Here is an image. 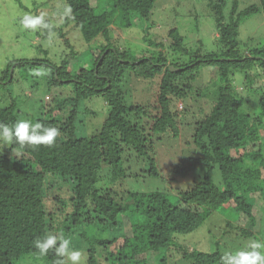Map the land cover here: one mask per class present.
<instances>
[{
    "label": "trees",
    "instance_id": "1",
    "mask_svg": "<svg viewBox=\"0 0 264 264\" xmlns=\"http://www.w3.org/2000/svg\"><path fill=\"white\" fill-rule=\"evenodd\" d=\"M206 1L218 30V47L205 53L200 47L187 48L175 27L168 30L166 46L162 40H148L159 46L156 50L134 52L114 45L108 35L110 26L131 27L132 17L149 23L156 0L51 4L50 11L62 9L63 18L54 15L58 23L70 21L80 30L92 58L90 66L74 70L65 60L58 66L47 64L46 83L66 86L68 96L61 99L58 94L46 106L40 104L38 117L31 121L60 130L54 146L13 144L0 150V264H29L32 254L42 256L34 241L49 233H62L77 245L71 248L81 245L87 264H168L171 249L190 264H221L220 251L183 249L175 239V234L194 231L216 212L235 216L234 222L225 218L228 234L257 237L253 231L257 222L262 234L264 219L257 201L264 200V87L250 110L232 82L235 72L246 79L253 67L262 70L264 77V45L241 47L237 31L243 18L264 14V0L241 9L237 0ZM148 28L147 24L141 27L144 37ZM51 29L52 25L43 30ZM64 43L69 46L67 39ZM35 63L11 61L0 83L13 81V69ZM208 66L219 84L210 112L194 124L192 145L198 154L172 169L170 178L186 179V185L166 188L153 157L149 120L139 124L131 122L129 115L139 111L142 116L135 115L147 118L154 109L157 114L151 116L150 130L177 136L171 98L185 97L191 89L189 81ZM134 78L158 80L153 104L123 101L124 87ZM92 97L103 98L109 110L97 132L88 134L87 117L94 110L85 101ZM18 109L14 101L0 107V123L12 125L19 119ZM142 176L161 182L162 187L133 190L132 184ZM101 182L105 187H99ZM119 216L127 220L128 233ZM111 231L123 236L117 249L111 247L115 244ZM42 257L46 264L60 259L54 252Z\"/></svg>",
    "mask_w": 264,
    "mask_h": 264
},
{
    "label": "rangeland",
    "instance_id": "2",
    "mask_svg": "<svg viewBox=\"0 0 264 264\" xmlns=\"http://www.w3.org/2000/svg\"><path fill=\"white\" fill-rule=\"evenodd\" d=\"M57 2L58 0H0V78L7 69L8 64L13 60L26 59L30 62H36L30 67L21 66L13 69L10 66L8 71L12 72L13 69V81L11 83L5 82L6 84L0 83V107L14 101L17 109L19 107V119H30L31 121L38 117L40 104L46 106L52 97L58 94L61 99L68 96L66 86L50 87L46 83L49 73L47 64L58 66L62 60H65L69 68L74 70L83 66H90L91 63L90 46L84 41L80 30L70 21L68 23H58L55 20L54 15H56V12L63 18L61 8H54L55 10L52 8L53 11H50L51 7L56 6ZM237 2L239 9H241L250 4L258 3L259 0H237ZM206 4V0H156L148 19L149 23H143L138 17H132L133 25L131 27L118 28L116 25H111L108 35L114 40L113 43L118 48L124 47L134 52L146 48L156 50L159 46L154 43L150 44L148 40H162L166 46L170 41L167 36L168 30L175 27L183 35L187 48L192 50L200 47L201 53L210 52L218 47V30L215 26L214 17ZM102 7H104V4H102ZM228 7H231V2H229ZM227 10L226 15L228 14ZM25 14L42 15L44 19L48 18L53 29L47 31V33L43 29L38 31L24 29L20 20ZM144 24L149 26L147 37L143 36V29H141ZM58 29L63 32V37L59 36ZM237 31L241 47L264 45V14L258 12L250 17L243 18ZM142 36L144 39H142ZM64 39H67L69 46L64 43ZM70 52H73V54H69ZM171 55L175 56L177 52H172ZM36 72L44 74L35 75ZM261 72L262 70L253 67L249 70L246 79L241 72H235L233 76L232 84L238 94L246 98V106L250 110H252L253 101L257 100L260 94V87H264V77ZM218 84L219 81L211 66L204 67L193 80L189 81L191 89L187 90L185 97L171 98V111L175 116L179 129L177 136H173L169 132L164 135H157L150 130L153 120L151 116L157 114L154 109L151 110L152 112H147L149 119L144 116L140 119L139 116L135 115L138 113L141 115L139 111L130 113L129 120L131 122L138 120L139 124H143L149 120L147 128L149 129L153 149H155L153 157L160 169L164 187L176 188V186L183 187L186 185V179L181 177L170 178L174 176L172 169L174 165L198 154L192 145L194 124L204 114L210 112L216 100ZM157 90V79L134 78L128 81L127 86L124 87L123 101L129 105H151L155 101ZM85 104L92 111L94 110L87 117V120H89L86 125L87 133L91 134L97 132L100 128L109 108L101 97H92L86 100ZM262 134L264 135V128ZM138 166L143 168V165ZM138 166L135 167L138 169ZM98 185L99 187H105L103 182ZM132 186V189L136 191H149L162 187V184L159 181L142 176ZM261 197L263 198V196ZM257 205L259 206V213H262L264 219V200L262 202L261 200L257 201ZM226 216L234 222L235 216L216 212L210 215L194 231L186 234H175V239L183 245V249L188 248L191 250L193 248L207 252L218 250L221 253L244 249L254 240L264 242V230L261 235L258 233L260 229L259 222L253 228L257 237H240L226 233L224 231ZM119 219L125 223V232L128 233L127 220L124 216H119ZM110 233V237L115 238V244H112L111 247L117 249L122 243L123 236L121 233L116 236L114 232L111 231ZM74 244L73 242L71 247ZM73 249L82 250V247L80 245ZM171 250L167 258L168 264H190L180 254L174 252L173 249ZM80 252V264H87L82 251ZM29 260V264H46L44 258L38 254H32ZM154 262H157L156 259ZM68 264H71V262L69 261ZM98 264H108V262Z\"/></svg>",
    "mask_w": 264,
    "mask_h": 264
},
{
    "label": "clouds",
    "instance_id": "3",
    "mask_svg": "<svg viewBox=\"0 0 264 264\" xmlns=\"http://www.w3.org/2000/svg\"><path fill=\"white\" fill-rule=\"evenodd\" d=\"M20 23L24 29L38 31L50 29L51 25L42 15L25 14ZM35 75H43L36 72ZM60 135L57 127H45L40 122L33 123L30 120L17 119L12 125L0 123V150L5 146L17 144L20 146H48L52 147ZM34 246L42 256L49 252L60 259L56 264H80L81 252L71 248V240L62 233L46 234L43 238L34 241ZM221 264H264V242L251 241L246 248L235 251H225L221 256Z\"/></svg>",
    "mask_w": 264,
    "mask_h": 264
},
{
    "label": "water",
    "instance_id": "4",
    "mask_svg": "<svg viewBox=\"0 0 264 264\" xmlns=\"http://www.w3.org/2000/svg\"><path fill=\"white\" fill-rule=\"evenodd\" d=\"M170 69H171V70H174V71L177 70V68H174V67H170Z\"/></svg>",
    "mask_w": 264,
    "mask_h": 264
}]
</instances>
